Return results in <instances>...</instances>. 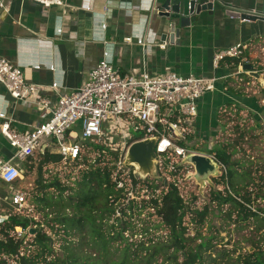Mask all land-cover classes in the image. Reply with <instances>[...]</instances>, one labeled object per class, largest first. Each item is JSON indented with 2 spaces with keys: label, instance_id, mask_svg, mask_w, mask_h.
Wrapping results in <instances>:
<instances>
[{
  "label": "crops",
  "instance_id": "obj_1",
  "mask_svg": "<svg viewBox=\"0 0 264 264\" xmlns=\"http://www.w3.org/2000/svg\"><path fill=\"white\" fill-rule=\"evenodd\" d=\"M165 1L67 0L65 7L44 8L30 0H0V57L20 67L26 83L42 86L41 92L22 102L13 100L0 85V113L8 115L11 127L19 133L33 131L50 117L48 111L36 108V102L45 98L52 107L61 95L81 87L108 52V60L122 74L148 71L162 75L171 71L183 77L214 79L215 89L200 101L195 120L200 141L212 138L219 126L217 113L227 104L264 119V100L256 95L239 97L224 89L228 79H233L230 85L235 86L242 81L240 76L247 73L240 74L239 68L214 66V58L220 53L242 46L247 63H252L254 70L258 67L255 71L263 77L264 23L243 21L222 11L213 15L203 11L192 18L188 28L181 29L180 38L170 45L169 40H162L163 35L170 33V22L159 12ZM220 1L239 9H264V0ZM127 38L131 41L126 42ZM161 44L166 47L163 49ZM55 82L59 87L54 91L50 86ZM3 122L0 118V156L7 161L16 149L1 133ZM52 142L44 144L35 155L42 160L40 153L47 152L60 159ZM26 163L27 160L15 162L23 173ZM59 163L63 165L62 159ZM13 185L0 179V189H9L8 198ZM5 197L0 193V209ZM28 198L29 195L27 201ZM6 215L0 211V224Z\"/></svg>",
  "mask_w": 264,
  "mask_h": 264
},
{
  "label": "trees",
  "instance_id": "obj_2",
  "mask_svg": "<svg viewBox=\"0 0 264 264\" xmlns=\"http://www.w3.org/2000/svg\"><path fill=\"white\" fill-rule=\"evenodd\" d=\"M246 58L244 51L238 57L222 58L218 66L239 68L247 63ZM255 70L259 68L255 67ZM240 78L242 81L235 86L230 85L233 79H228L224 89L236 96L248 97L242 83H253L259 86L264 97V85L259 81L247 74H242ZM241 111L239 106L227 104L218 111L217 122H222L233 112L240 114ZM95 146L75 162L78 167L75 174L70 172L63 177L56 175L50 182L43 179L37 182L40 189L30 193L32 196H29L28 202L33 207L31 211L40 215L45 223L36 218L30 221L10 214L0 224V264H6L8 259L14 264H207L205 255L214 248V235L204 237L198 234L192 239L186 235L190 224L196 230L204 225L208 208H197L194 196L184 199L177 185L178 179L165 181L158 173L157 178L135 181L141 189L147 188L148 194H136V200L130 199L124 204L127 197L113 179L118 155L101 144ZM205 150L213 153L226 167V176L213 177L212 182L219 189H212V202L218 206L232 204L233 207L225 213L229 218H232L234 211H237L239 218L244 214L245 220L259 218V213L248 207L252 204L251 199L240 195L235 182L236 177L244 178L249 176L248 173H239L225 147L213 146ZM235 150L236 147L233 152ZM40 154L45 163L61 160L47 152ZM32 169V162L27 159L25 173ZM158 184L160 187L157 188ZM222 186L224 189H220ZM159 189L160 194L157 195ZM139 203L140 211L153 209L148 215L159 219L154 228L163 230L165 234L135 240V224L128 219L113 220L119 209L125 217L127 210L138 208ZM29 226H33L31 236L18 239L16 230H26ZM198 238L200 243L192 247L191 241ZM57 244L59 250L55 249ZM224 255L227 257L226 253ZM235 264H264V246H255L252 253L238 257Z\"/></svg>",
  "mask_w": 264,
  "mask_h": 264
},
{
  "label": "built area",
  "instance_id": "obj_3",
  "mask_svg": "<svg viewBox=\"0 0 264 264\" xmlns=\"http://www.w3.org/2000/svg\"><path fill=\"white\" fill-rule=\"evenodd\" d=\"M30 1L44 8L65 7L67 2ZM125 40L131 41L130 38ZM161 47L164 49L166 45L161 44ZM243 52L242 46H233L214 58V66L217 67L224 57H238ZM239 70L240 74L245 73L242 66ZM259 82L264 85V80ZM215 83L214 79L194 75L183 77L171 71L162 75L148 71L122 74L108 60V52H105L81 87L70 94L61 95L52 107L50 100L45 98L36 102V108L48 111L50 117L33 131L19 133L11 127L8 115L0 113V118L4 120L1 133L16 149V153L7 161L0 156V179L6 184L18 181L21 171L15 162L34 157L48 141H53L65 166L72 165L86 154V144L98 142L118 155L113 179L128 200H135L136 194H148V189H141L135 181L147 179L133 174L125 165L126 158L134 143L152 138L156 139V172L165 181L178 179V172L182 169H189V174L194 177L193 166L185 162L190 155H203L214 160L217 173L226 176L225 165L214 154L198 148L205 142H199L195 126L199 103L207 93L214 91ZM0 85L13 100L22 102L29 101L42 88L26 83L22 69L3 57H0ZM58 87L59 84L55 82L50 89L55 91ZM7 199L19 212L29 210L25 192L13 191ZM32 227L26 230L18 228L17 238L23 240L31 236Z\"/></svg>",
  "mask_w": 264,
  "mask_h": 264
},
{
  "label": "rangeland",
  "instance_id": "obj_4",
  "mask_svg": "<svg viewBox=\"0 0 264 264\" xmlns=\"http://www.w3.org/2000/svg\"><path fill=\"white\" fill-rule=\"evenodd\" d=\"M242 87L248 96L256 95L264 100L263 93L260 92L261 89H259L258 85L253 83L250 85L244 82L242 83ZM262 105L264 106V103ZM240 109H242L240 114L233 112L225 117L222 122H218L219 126L216 127L215 133L212 134V138H207V141L198 147L203 149L206 153L210 152H207L205 149H209L213 146L218 148L221 146L225 147L228 153L231 154V159L239 170V173H248L249 176L247 177H236L235 182H237L238 188L240 189V195L249 196L252 204L248 207H250L252 211L258 212L260 215L259 218L245 220V216L243 217L244 214L239 218L236 213L237 211H234L235 213L232 215V218H229L225 213H228L233 205L225 204L218 206L211 200L212 189H216L214 182H212L215 178L211 177L210 181L198 183L195 178L189 174V169H182L178 177L177 185L180 187L184 199H190L194 196V204L197 208L202 210L208 208L209 214L204 225L200 227L199 230H196L193 224H190L188 226L189 231L186 235V237H190V239L198 234L204 237L214 235V248L205 255L207 264H235L238 257H244L252 253L255 246H264V119L256 118L257 116L247 109L241 107ZM208 136L211 137V132H209ZM199 142L201 143V141ZM193 143L194 142H192V145H194ZM95 145L100 146V143L89 142L86 144V150L91 152L92 149L96 148ZM234 147H236V150L233 152ZM30 161L32 162L33 169L30 172H24L22 174L23 177L13 185L18 191L25 192L27 196H30L33 191L35 192V190L40 189L39 185H37L40 179L50 182L56 175L63 177L64 174L70 172L75 174L78 170L75 164L63 166L59 162L54 161L45 163L37 155L32 157ZM24 170H26V165ZM140 174L142 177L143 173L141 172ZM218 176H220V174L217 173L216 177ZM146 177L147 178L143 179H151V177L147 175ZM71 178L75 179L74 176ZM159 182L161 181L159 180ZM158 187H160L159 184L157 185V188ZM220 189H224V187L222 186ZM0 193L2 196L6 195L3 203L4 206L0 209L1 213H6L7 217L12 214L19 215L30 221L36 218L43 222V218L33 213L30 209L19 212L15 207L11 206L10 200L7 199L9 195V189L7 187L1 188ZM159 194L160 189L157 191V195ZM142 196H144V194H142ZM238 201L241 200L238 198ZM29 203L30 201L28 204ZM127 203L128 199L125 198L124 204ZM29 205H31V203ZM31 208L33 210L32 206ZM140 208L141 204L139 203L138 208L131 211L127 210V215L125 217L119 209V212H116L113 216V220L116 218L122 220L128 219L132 224H135L136 227L134 232L137 233L134 236L135 240L145 239L146 237L152 238L160 234H165L163 230L154 228L159 219L148 215L149 212H153V209L148 208L140 211ZM113 220H111V222H113ZM36 229H41V227H36ZM126 235L128 236V234ZM200 241L199 238L196 241H191V246L194 247L196 244L200 243ZM55 249L59 250L58 244L55 245ZM225 253L227 257L224 255ZM117 254L119 255V253ZM182 259L183 257L181 260ZM9 260L10 259L7 260L6 264H14Z\"/></svg>",
  "mask_w": 264,
  "mask_h": 264
},
{
  "label": "water",
  "instance_id": "obj_5",
  "mask_svg": "<svg viewBox=\"0 0 264 264\" xmlns=\"http://www.w3.org/2000/svg\"><path fill=\"white\" fill-rule=\"evenodd\" d=\"M203 11H207L211 15L215 11H222L227 16H235L243 21H260L264 23V9H239L220 0H166L160 7L159 12L170 22V33L169 35H163L162 40H169L170 45H173L175 40L180 38L181 29L188 28L191 25L192 18L200 15ZM242 69L249 76L261 82L263 81V77L254 70L252 65L246 63L242 66ZM155 146L156 139L154 138L134 143L128 151L126 167L140 176L142 172L143 178H147L146 175L157 178ZM185 162L193 166L194 178L198 183L210 181L211 177L217 175L216 162L206 156L190 155ZM21 174H23V171H21ZM11 188L14 191L15 187L12 186Z\"/></svg>",
  "mask_w": 264,
  "mask_h": 264
}]
</instances>
